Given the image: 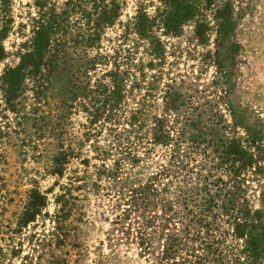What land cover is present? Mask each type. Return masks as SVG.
Here are the masks:
<instances>
[{
  "label": "trees",
  "instance_id": "16d2710c",
  "mask_svg": "<svg viewBox=\"0 0 264 264\" xmlns=\"http://www.w3.org/2000/svg\"><path fill=\"white\" fill-rule=\"evenodd\" d=\"M17 1L0 0V63L5 41L21 40L17 63L0 74V104L29 138L48 119L57 180L47 193L28 190L11 220L8 192H0V264H70L81 247L82 192L158 149L171 165L130 191L108 240L122 231L116 245L144 246L161 226L164 264H264V120L232 97L240 46L231 3L211 9V49L210 22L192 0H159L153 17L139 1L132 22L121 20L124 0H30L24 16ZM190 24L192 81L170 70L163 40ZM210 67L207 93L198 81ZM44 107L47 118L39 115ZM73 162L84 171L60 183Z\"/></svg>",
  "mask_w": 264,
  "mask_h": 264
},
{
  "label": "rangeland",
  "instance_id": "374dc122",
  "mask_svg": "<svg viewBox=\"0 0 264 264\" xmlns=\"http://www.w3.org/2000/svg\"><path fill=\"white\" fill-rule=\"evenodd\" d=\"M124 1L126 5L121 17L123 22L133 21L139 1L143 3V8L151 17L160 6L159 0ZM192 1L197 4L204 18L210 22L211 49L215 47L216 39V22L212 17L211 9L220 7L225 2L231 3L237 25L234 40L240 46L236 66V85L232 97L264 120V0H213L211 6H207V0ZM28 3L31 1H17L15 8L22 16L27 11ZM192 31L193 26L190 24L185 27L181 37H163L167 47V62L171 64L170 70L188 81L194 80L198 75L197 62L188 56V51L193 49L195 44ZM156 33L160 34V31ZM20 41L17 35H11L5 41L8 56L0 63V74L4 68L17 63ZM206 70L200 76L201 81H198V85L200 90L208 93L211 90L215 68L210 67ZM221 109L226 113L223 105ZM48 111L49 109L44 107L39 115L47 118ZM81 117L80 115L73 117L72 121L76 126L77 123L83 122ZM46 123L48 124V119L38 123L39 133L29 130L31 132L29 138L18 132L21 129L14 122L13 115L4 111L3 105L0 104V192L3 190L8 192L9 202L4 213L6 220L13 219L15 213L21 209L28 190L37 188L41 193H47L57 180L49 172L48 152L53 141ZM166 155L164 149H158L150 159H145L134 166H124L116 178L101 179L96 182L99 188L87 186L86 192H82L85 195V201L82 203L85 215L84 223L80 225L81 247L80 251L72 252L70 264H164L161 259L163 227L157 226L149 230L144 246L137 243L116 245L117 240L115 238L112 240L113 237L125 238L123 232L112 233L114 236L112 235L111 241L108 240V234L113 229L112 222L122 212L130 191L143 185L161 167L171 165ZM73 170L81 175L84 168L78 162H73L60 183H66V178L72 175ZM84 177L89 183L95 180L92 169H88ZM258 190L259 188L251 193L253 208L257 207ZM31 227L33 226L30 225L29 229Z\"/></svg>",
  "mask_w": 264,
  "mask_h": 264
}]
</instances>
